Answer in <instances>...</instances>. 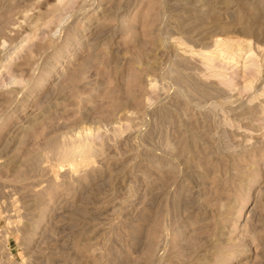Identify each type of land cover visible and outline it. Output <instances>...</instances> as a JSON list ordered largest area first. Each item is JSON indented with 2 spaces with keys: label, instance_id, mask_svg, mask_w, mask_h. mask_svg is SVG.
Segmentation results:
<instances>
[{
  "label": "rangeland",
  "instance_id": "374dc122",
  "mask_svg": "<svg viewBox=\"0 0 264 264\" xmlns=\"http://www.w3.org/2000/svg\"><path fill=\"white\" fill-rule=\"evenodd\" d=\"M0 264H264V0H0Z\"/></svg>",
  "mask_w": 264,
  "mask_h": 264
},
{
  "label": "bare ground",
  "instance_id": "6f19581e",
  "mask_svg": "<svg viewBox=\"0 0 264 264\" xmlns=\"http://www.w3.org/2000/svg\"><path fill=\"white\" fill-rule=\"evenodd\" d=\"M73 155V154H72Z\"/></svg>",
  "mask_w": 264,
  "mask_h": 264
}]
</instances>
